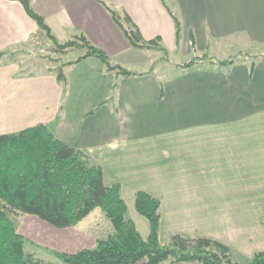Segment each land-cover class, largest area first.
Here are the masks:
<instances>
[{
	"label": "crops",
	"instance_id": "obj_1",
	"mask_svg": "<svg viewBox=\"0 0 264 264\" xmlns=\"http://www.w3.org/2000/svg\"><path fill=\"white\" fill-rule=\"evenodd\" d=\"M30 3L59 42L82 34L112 63L141 74L120 77L113 98L103 102L114 74L94 56L65 66V91L51 72L22 74L16 61H6L0 65V134L44 123L89 154L106 185L120 184L144 239L149 224L134 208L139 190L160 199L162 243L173 234L209 237L239 262L264 249V0ZM111 10L126 12L143 39L159 35L167 53H206L212 62L160 66L161 51L131 45ZM173 16L180 22L178 45ZM37 35L44 36L18 0H0V51L12 53ZM233 48L252 57L218 64ZM17 220L21 234L51 251L92 247L101 237L82 220L65 228L31 214Z\"/></svg>",
	"mask_w": 264,
	"mask_h": 264
},
{
	"label": "trees",
	"instance_id": "obj_2",
	"mask_svg": "<svg viewBox=\"0 0 264 264\" xmlns=\"http://www.w3.org/2000/svg\"><path fill=\"white\" fill-rule=\"evenodd\" d=\"M39 31L51 42L50 50L66 54L74 48L83 49L75 58L62 61L51 58L54 65L47 67L62 91L66 90L65 66L94 56L106 71L114 74L113 98L120 77L139 75L110 61L108 54L93 45L82 34L59 42L43 17L31 6L30 0H18ZM113 20L123 30L131 45L158 48L160 36L143 39L138 26L126 12L111 10ZM175 43L180 39V22L173 16ZM246 58L248 52L239 51ZM8 51H0V65L12 61ZM212 59L206 54L179 62L181 68H191L199 60ZM234 57L220 59L218 64H230ZM154 64V63H153ZM254 60L249 65L252 70ZM61 105L59 106V108ZM99 207L111 223V229L98 237L92 247L75 251H51L62 264H159L162 262L199 264H264V249L239 262L231 257L225 244L209 237H187L173 234L162 243L159 240L160 199L146 191L135 193L134 208L149 224L147 238H142L128 215L127 205L118 182L106 185L102 168L89 154L57 138L46 124L37 123L17 132L0 134V264H48L32 252L24 250L25 237L17 230L16 218L23 214L37 216L57 228L74 226L94 208ZM264 226V221H263Z\"/></svg>",
	"mask_w": 264,
	"mask_h": 264
},
{
	"label": "rangeland",
	"instance_id": "obj_3",
	"mask_svg": "<svg viewBox=\"0 0 264 264\" xmlns=\"http://www.w3.org/2000/svg\"><path fill=\"white\" fill-rule=\"evenodd\" d=\"M50 47H51V42L46 38L45 35L43 37L37 35L33 37L29 41V43L17 47V49H15L12 53H9V55L7 56L12 58L13 61H16L18 63L20 73L35 74V73L45 72L47 67L54 65V62L52 61L51 58L59 57L60 59L68 60L76 57L78 54H81L83 52V49L74 48L70 50L68 53L61 55L52 52L50 50ZM235 49L238 48H233L229 50L230 51L229 55L232 54L230 57H236L237 59H241L243 55H239V53L237 54L238 50ZM161 53H162L161 56H163L164 54L162 51ZM193 57H194L193 54H188L186 52L179 53L178 51L171 50L168 51V55L166 58L159 59L161 60L159 62V65L160 66L165 65L169 67V65H171L172 63L182 62L185 60H189ZM150 66H152V63ZM157 68L158 65H156L155 69L157 70ZM173 70L174 68H169V69L166 68L167 73H170ZM18 221L19 220H17L16 218V222ZM17 225L18 223H16V226ZM80 225L95 226V229H97V232L99 231L98 234H100L99 236L101 237L105 236L106 233L111 229L110 221L108 220V218H106L103 211L99 207L94 208L86 216V218L82 220ZM17 230L19 231V226L17 227ZM23 236L25 237L23 246L26 252H34L35 256L45 260L48 264H62V261L58 257H56L51 252V250H48L47 248L43 247L40 243L35 241L34 240L35 237H32L31 235H28L26 233H23Z\"/></svg>",
	"mask_w": 264,
	"mask_h": 264
}]
</instances>
